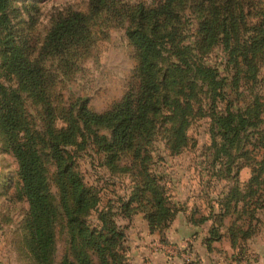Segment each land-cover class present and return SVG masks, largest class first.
Segmentation results:
<instances>
[{"label": "trees", "instance_id": "trees-1", "mask_svg": "<svg viewBox=\"0 0 264 264\" xmlns=\"http://www.w3.org/2000/svg\"><path fill=\"white\" fill-rule=\"evenodd\" d=\"M12 2L0 0V68L17 77L21 88L40 105L42 116V126L35 128L29 121L20 92L0 80L1 146L5 153L16 159L19 178L16 197L25 199L28 204L24 247L34 264H52L57 208L49 191L47 164L50 163L54 166L53 182L59 193L68 234V248L60 264H129L125 228L114 222L109 210H100L95 221L88 219L98 198L77 170L71 147H84L90 137L106 154V162L111 165L121 151L134 146L136 135L148 129L161 108L169 105L176 122L169 148L171 152H179L187 139L186 129L193 109L192 101L196 99L197 82L206 87L213 102L226 95L225 74L218 67L205 63L200 56L194 57V48L203 40L211 46L222 41L229 59L238 61L240 56L246 67H255L264 51V8L260 12L258 9L254 22H247L243 16L244 0H199L198 35L192 49L182 47L177 58L163 65L167 43L175 42L184 31L177 26L168 27V19L174 12V0L159 1L151 7L137 5L130 14L131 22L126 30V37L137 54V86L102 112L89 109L86 100H82L75 114L73 109H66V115L61 116L65 125L57 127V111L52 106L48 88L52 77L42 60L48 56L65 55L82 46L88 38L91 20L108 10L111 0H89L88 12L68 11L56 16L37 52L30 37L19 26L20 22H25L20 19L21 14L13 13ZM242 26L251 33L245 36L243 32L244 38L240 36ZM211 112L213 161L220 165L221 173L233 179V186L228 187L218 200L217 215L197 213L196 217L189 216V222L201 225L211 221L204 238L208 249L221 240L223 228L231 246L235 247L255 235L264 224V212H256L264 208V186L255 198L252 188L264 170V134L256 142L252 141L253 148L263 149L257 176L252 168L251 176L246 181L240 176L239 181V170L243 165L234 166L233 174L231 170L237 158L235 155L248 152L246 136L254 126L252 117L229 106L222 112ZM97 128L106 129L108 135H99ZM258 184H261L259 179ZM146 193L149 194L150 210L144 212V217L148 228L161 233L177 208H173L165 188L155 180H148L139 188V195ZM131 203L132 199L123 205L127 208Z\"/></svg>", "mask_w": 264, "mask_h": 264}, {"label": "rangeland", "instance_id": "rangeland-1", "mask_svg": "<svg viewBox=\"0 0 264 264\" xmlns=\"http://www.w3.org/2000/svg\"><path fill=\"white\" fill-rule=\"evenodd\" d=\"M88 1L13 0L11 8L14 14H21L20 19L25 23L20 22L19 26L30 37L37 52L52 20L68 11L88 12ZM159 1L163 0H111V7L91 20L88 38L82 46L65 55L48 56L42 60V65L52 77L48 88L52 106L57 111V127L65 125L61 116L66 115V109H73L75 114L77 105L82 100H86L89 109L102 112L119 101L129 89L137 86V54L126 37V30L131 22L130 14L139 4L151 7L156 6ZM244 2V19L254 22L258 9L260 12L264 8V0ZM199 4V0H174V12L168 19V27L177 26L184 31L179 38L176 37L175 42L167 43L163 65L177 58L176 54L180 53L182 47L192 49L191 45L198 35L196 17L201 12ZM243 32L245 36L251 34L244 26L240 29L242 38ZM198 44L200 46H196L192 54L194 57L200 56L205 63L218 67L225 74L226 95L213 102L206 87H201V83L197 82L194 92L196 99L192 101L193 109L186 129L187 139L179 152H171L169 148L176 123L169 105L163 106L158 115L154 116L148 126L149 131L146 129L137 134L134 146L121 151L111 165L107 164L106 154L90 137L84 147H71L75 153L77 170L84 182L95 190L98 198L97 206L88 219L95 221L100 210H109L114 222L125 228L129 264H135V261L130 256L131 245L127 231L136 223L139 227L142 222L148 226L144 212L150 210L147 203L149 194L139 195V188L144 182L155 180L156 184L164 187L169 202L173 208H177L173 219L177 214H183L186 222H189V216L196 217L197 213L217 215L218 200L228 191V187L233 186V179L221 173L220 165L213 161L211 110L222 112L227 106L232 109L239 108L247 112L254 122L246 136L248 152L235 155L237 158L231 174L235 171L234 166L241 164L243 166L239 170L238 178L240 181L241 176L246 181L252 174V168L257 176L259 163L263 160V149L253 148V142L264 134V51L258 55L255 67L248 68L241 63L243 58L240 56L238 61L229 59L222 41H217L212 46L206 40ZM250 69L253 70L248 71ZM0 80L20 92L30 123L35 128H40V105L27 90L21 88L17 77L6 74L0 68ZM96 131L99 135H108L106 129L97 128ZM47 167L49 191L57 208L52 264H60L68 248V234L59 204V193L53 182L54 166L49 163ZM258 179L261 184H258ZM258 179L252 184L254 198L264 186V170L258 175ZM18 184L16 159L3 151L0 135V264H34L23 244L28 204L25 199L16 197ZM131 199V205L124 207L123 204ZM254 203L260 205L259 202ZM256 212H264V208ZM172 220L161 233L153 232H157L160 238L165 237V231ZM206 222L211 225L210 220L204 223ZM139 231L142 232V229L139 228ZM135 236L142 238V235ZM191 246V242L186 240L180 250L191 252ZM93 260L97 261L95 257Z\"/></svg>", "mask_w": 264, "mask_h": 264}, {"label": "crops", "instance_id": "crops-1", "mask_svg": "<svg viewBox=\"0 0 264 264\" xmlns=\"http://www.w3.org/2000/svg\"><path fill=\"white\" fill-rule=\"evenodd\" d=\"M142 223L141 227L136 223L127 231L130 256L135 264H264V224L255 235L235 247L231 246L223 228L221 240L208 249L204 243L210 226L208 222L193 225L185 221L183 214H177L165 231L166 236L161 238L157 232H150L145 222ZM136 234L142 238H136ZM186 240L192 244L191 252L180 250Z\"/></svg>", "mask_w": 264, "mask_h": 264}]
</instances>
